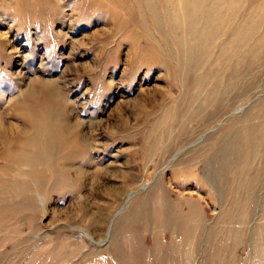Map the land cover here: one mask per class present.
<instances>
[{
    "label": "rangeland",
    "instance_id": "obj_1",
    "mask_svg": "<svg viewBox=\"0 0 264 264\" xmlns=\"http://www.w3.org/2000/svg\"><path fill=\"white\" fill-rule=\"evenodd\" d=\"M0 125V264H264V0H0Z\"/></svg>",
    "mask_w": 264,
    "mask_h": 264
},
{
    "label": "bare ground",
    "instance_id": "obj_2",
    "mask_svg": "<svg viewBox=\"0 0 264 264\" xmlns=\"http://www.w3.org/2000/svg\"><path fill=\"white\" fill-rule=\"evenodd\" d=\"M218 1V0H217ZM173 3V2H172ZM178 3H179V1H178ZM177 3V4H178ZM176 4V5H177ZM170 5V4H169ZM171 5H174V4H171ZM175 5V6H176ZM168 6V5H167ZM180 6V5H179ZM178 6V7H179ZM170 9V8H169ZM172 9V8H171ZM174 9V8H173ZM172 9V10H173ZM175 9H176V7H175ZM177 9H180V7L179 8H177ZM170 11V13H171V10H168V12ZM175 11V10H174ZM181 11V10H180ZM183 12L185 13V10H183ZM169 13V14H170ZM177 14V13H176ZM181 14H182V12H181ZM178 15V14H177ZM180 15V14H179ZM176 15H172V18L173 17H175ZM179 17V16H178ZM183 17V16H182ZM172 20H174V19H172ZM171 21V20H170ZM184 31V30H183ZM143 48V47H142ZM163 55V54H162ZM45 84V83H44ZM46 85V84H45ZM28 88V87H27ZM47 88V87H46ZM26 93H28V94H30L31 93V91H25ZM23 93V92H22ZM21 103V102H20ZM48 104H50V103H48ZM43 106V105H42ZM49 108V107H48ZM19 110V109H18ZM23 119V118H22ZM48 121V120H47ZM26 123H27V121H26ZM35 124V123H34ZM47 125H49V124H47ZM10 126V125H9ZM45 126V125H44ZM0 127H1V125H0ZM4 127V126H3ZM13 127V126H12ZM48 127V126H47ZM44 127H41V126H37V125H33V123H32V121H30V129H32V131L34 132V137L32 138L33 139V144L30 142L29 144H27V142H25L27 145V148L29 149L30 147H28V146H31V147H33V148H35V147H40V146H42L43 147V149L41 148L40 149V152L42 153V158L43 159H45L46 157H45V155H46V153L48 152L47 151V149H49V148H47V149H45L44 148V143H39L37 140L39 139L38 137H39V135H40V130L41 129H43ZM66 128V127H65ZM69 127H68V125H67V129H68ZM12 129H14L17 133H19V134H22V135H27V133H28V131H24V130H22V129H19L18 127H16V128H12ZM34 129V130H33ZM49 129V128H48ZM52 130V129H51ZM67 131V130H66ZM6 132V131H5ZM10 132H12V131H10ZM47 132V131H46ZM32 133V132H31ZM50 133V132H49ZM30 136H32V134H29ZM21 136V135H20ZM53 136V135H52ZM57 137V136H56ZM27 138V137H26ZM51 138H53V137H51ZM31 139V140H32ZM35 140V141H34ZM41 140H42V137H41ZM34 142H35V144H34ZM41 142V141H40ZM20 145V144H19ZM38 145V146H37ZM56 145V144H55ZM54 145V146H55ZM21 146V145H20ZM25 146V145H24ZM24 146H22V147H24ZM26 146L24 147V148H26ZM36 149V148H35ZM44 149H45V151H44ZM21 151V150H20ZM24 151V150H23ZM44 151V152H43ZM36 152V151H35ZM12 159V158H11ZM22 159V158H21Z\"/></svg>",
    "mask_w": 264,
    "mask_h": 264
}]
</instances>
